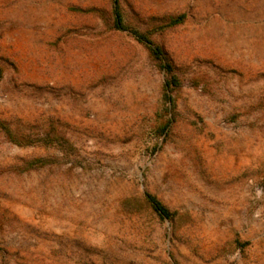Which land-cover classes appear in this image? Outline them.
<instances>
[{
	"label": "rangeland",
	"instance_id": "1",
	"mask_svg": "<svg viewBox=\"0 0 264 264\" xmlns=\"http://www.w3.org/2000/svg\"><path fill=\"white\" fill-rule=\"evenodd\" d=\"M119 5L0 0V264H264V0Z\"/></svg>",
	"mask_w": 264,
	"mask_h": 264
},
{
	"label": "trees",
	"instance_id": "2",
	"mask_svg": "<svg viewBox=\"0 0 264 264\" xmlns=\"http://www.w3.org/2000/svg\"><path fill=\"white\" fill-rule=\"evenodd\" d=\"M114 15H115V27L119 31H125L127 30V27L124 24L122 14L120 12V5L119 0H114ZM180 19H172L171 23L169 24L170 27H174L178 25L181 22ZM138 40L141 42H144L147 47L150 49L151 53L157 60H159L163 67L167 69L168 72L172 71V65L170 63V59L168 58L167 54L155 43H153L152 40H150L147 36H144L142 34L137 33ZM177 84V78L175 76H172L171 79L167 81V89L169 92L173 90V87H175ZM172 87V88H171ZM145 198L148 204L151 206L152 210L162 219H169L171 220L173 218V213L154 195L150 193H145Z\"/></svg>",
	"mask_w": 264,
	"mask_h": 264
}]
</instances>
